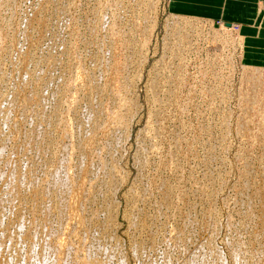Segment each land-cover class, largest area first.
Masks as SVG:
<instances>
[{"label": "rangeland", "instance_id": "1", "mask_svg": "<svg viewBox=\"0 0 264 264\" xmlns=\"http://www.w3.org/2000/svg\"><path fill=\"white\" fill-rule=\"evenodd\" d=\"M120 1L0 0V177L15 172V189L0 178V263L264 264V140L252 134L264 128L257 113L264 104L258 98L254 115L244 113L251 88L242 78L245 68L264 67L244 63L237 22L201 18L203 27L188 28L184 37L174 32L164 45L165 22L183 17L169 9L170 0ZM220 24L230 31L223 39L210 29ZM117 46L131 60L111 73L106 62ZM78 72L83 81L76 80ZM107 78L118 79L120 92ZM152 79L158 83L154 92L148 88ZM89 110L99 119L94 128L101 126L93 138L81 124ZM112 112H120L117 127L107 121ZM82 143L85 160L79 157ZM64 173L75 190L92 187L90 196H82L79 218L67 212L68 194L55 195L49 185L54 174ZM47 188L51 203L39 194ZM9 191H16L14 203ZM42 201L54 203L48 217ZM60 201L61 212L55 205ZM76 218L81 223L74 225ZM33 227H45L52 241L66 237L72 253L44 246L42 234L30 241Z\"/></svg>", "mask_w": 264, "mask_h": 264}, {"label": "bare ground", "instance_id": "2", "mask_svg": "<svg viewBox=\"0 0 264 264\" xmlns=\"http://www.w3.org/2000/svg\"><path fill=\"white\" fill-rule=\"evenodd\" d=\"M14 1V0H13ZM122 1V0H121ZM120 1V2H121ZM151 1V0H150ZM153 1H155V0H153ZM115 4H118V3H115ZM121 4V3H120ZM153 4V3H152ZM154 4H155V2H154ZM153 4V5H154ZM119 5V4H118ZM118 5H116V7H118ZM150 5H151V2H150ZM2 6V5H1ZM101 6V5H100ZM155 6V5H154ZM153 6V7H154ZM99 7V6H98ZM110 7V6H109ZM120 7V6H119ZM118 7V8H119ZM20 8V7H19ZM73 8V7H72ZM103 8V7H102ZM96 9V8H95ZM147 9V8H146ZM97 10V9H96ZM103 10V9H102ZM36 11V10H35ZM32 15V14H31ZM69 15H70V13H69ZM124 15V14H123ZM71 17V16H70ZM153 17V16H152ZM13 18V17H12ZM18 19V18H17ZM39 19V18H38ZM195 20V21H192V20ZM3 20V19H2ZM31 20V19H30ZM197 20V21H196ZM142 21V20H141ZM199 21H204V22H206L205 20H202V19H198V18H193V17H189V16H183V17H181L179 20H175V18H174V16H172V18L171 19H169L168 18V20L165 22V24L167 25V33H166V35L163 37V40H164V42H163V44L164 45H168L167 43L169 42V40H170V38L172 39V36L173 35H175V34H173L174 32L175 33H177V35L176 36H178V35H180L181 34V36L182 37H184L185 35H186V31L188 30V28H189V31H190V29H192V30H194L196 27H203V24H201L202 22H199ZM71 22V21H70ZM101 22V21H100ZM114 22V21H113ZM115 23V22H114ZM118 24V23H117ZM209 24H211V21L209 22ZM30 25V24H29ZM126 25V24H125ZM154 25H155V23H154ZM111 26V25H110ZM96 27V26H95ZM107 27V26H106ZM113 27V26H112ZM111 27V28H112ZM116 27V26H115ZM134 27V26H133ZM150 27V26H149ZM155 27V26H154ZM210 27V26H209ZM233 27V26H232ZM145 28H146V26H145ZM2 29V28H1ZM120 29V28H119ZM148 29V28H147ZM210 29L212 30V32H213V35L214 34H217V35H221L222 37H219L218 36V38L220 39V38H224L226 35H228V33H230V31H229V29L227 28V27H225L224 25H222V24H220V29L218 30V29H214V28H211L210 27ZM238 29V28H237ZM236 29V30H237ZM8 30V29H7ZM139 30V29H138ZM145 30L146 29H144L143 31H144V33H146L145 32ZM191 30V31H192ZM107 31V30H106ZM149 31V30H148ZM232 32V31H231ZM26 33V32H25ZM107 33V32H106ZM124 33V32H123ZM227 33V34H226ZM238 33H239V31H238ZM77 34V33H76ZM140 34H141V36H143L144 34H142L141 32H140ZM69 35V34H68ZM148 35V34H147ZM184 35V36H183ZM67 36V35H66ZM134 36V35H133ZM176 36H174V37H176ZM224 36V37H223ZM233 36V35H232ZM240 37H241V40H243L244 38L241 36V35H239ZM14 37V36H13ZM38 37V36H37ZM72 37V36H71ZM181 37V38H182ZM138 38V37H137ZM177 38V37H176ZM217 38V39H218ZM14 39H15V37H14ZM76 39V38H75ZM113 39V38H112ZM116 39V38H115ZM142 39H146V37L145 38H143L142 37ZM184 39V38H183ZM216 39V38H215ZM221 39V40H222ZM13 40V39H12ZM26 40V39H25ZM103 40V39H102ZM225 40V39H224ZM223 40V41H224ZM14 41V40H13ZM69 41V40H68ZM110 41V40H109ZM143 41V40H142ZM36 42V41H35ZM111 42V41H110ZM177 42V41H176ZM145 43V45H146V42H144ZM180 43V42H179ZM93 44V43H92ZM113 44H115V43H113ZM113 44H111V45H113ZM117 44V43H116ZM142 44H143V42H142ZM62 45V44H61ZM111 45H110V47H111ZM118 45V44H117ZM123 45V44H122ZM130 45V44H129ZM70 46V45H69ZM131 46V45H130ZM132 47V46H131ZM1 48H2V46H1ZM114 48V47H113ZM130 48V47H129ZM20 49V48H19ZM112 49V48H111ZM120 49H122V47L121 48H119V46H117L116 48H115V53H113V58H112V60L111 61H109L108 59V61L106 62V67L105 68H108V67H110L111 69H112V71H111V73L113 72V71H117V72H119V68L121 67H123V66H125V68L127 67V65H128V63H130V58H131V55H129V53H127L126 54V50L124 51V53L122 54V53H120V51H122V50H120ZM124 49V48H123ZM126 49V48H125ZM142 49V48H141ZM113 50V49H112ZM111 50V51H112ZM120 50V51H119ZM128 50V49H127ZM27 51V50H26ZM141 51V50H140ZM3 52V51H2ZM123 52V51H122ZM112 53V52H111ZM141 53V52H140ZM119 54L121 55V57L119 56ZM168 57V56H167ZM143 59V58H142ZM177 59V58H176ZM49 60V59H48ZM59 60H60V58H59ZM161 60V59H160ZM160 60H158V61H160ZM77 61V60H76ZM122 61V62H121ZM143 61V60H142ZM161 61H163V59L161 60ZM23 62V61H22ZM4 63V62H3ZM29 63V62H28ZM80 63V62H79ZM156 64V63H155ZM182 64V63H181ZM167 66V65H166ZM79 67V66H78ZM104 67V66H103ZM161 67V66H160ZM125 68H123L122 70H124ZM104 69V68H103ZM102 69V70H103ZM75 71V70H74ZM104 71H106V69H104ZM107 72V71H106ZM242 72V71H241ZM243 72L245 73V75H246V77H242L244 80H247V85L251 88V91H248V92H251V93H249L250 94V96H248V100H249V102L247 103L248 105H249V107H246V110H245V114L247 115V116H249L250 115V113H252V115H254V110L252 109V106L257 102V99L258 98H261L262 97V99L260 100V103L261 102H263V104H264V68H257V67H251V68H245L244 70H243ZM26 73V72H25ZM30 73V72H29ZM157 73V72H156ZM76 74V73H75ZM88 74V73H87ZM94 74V73H93ZM119 74V73H118ZM112 75H114V74H112ZM244 75V74H243ZM86 76V75H85ZM94 76V75H93ZM82 77H84V75L82 76V74L80 73V72H78V75L76 76V80L77 81H83L84 79L82 78ZM96 77V76H95ZM94 77V78H95ZM108 77V76H107ZM109 77H111V76H109ZM85 78V77H84ZM93 78V79H94ZM118 78V77H117ZM246 78V79H245ZM50 79V78H49ZM53 79V78H52ZM87 79V78H86ZM90 79V78H89ZM126 79H127V77H126ZM74 80V79H73ZM88 80V79H87ZM92 80V79H91ZM123 80H125L124 78H123ZM31 81V80H30ZM49 81V80H48ZM75 81V80H74ZM73 81V82H74ZM118 81V79H116V81H115V78H110V80L107 78V82H108V84H110L111 86L110 87H113L114 89H115V91H119V89H120V86H118V84H116V82ZM132 81V80H131ZM181 81V80H180ZM183 81V80H182ZM72 82V83H73ZM120 82V81H119ZM126 82V81H125ZM125 82H124V89H125V91L126 90H130V89H128V87H129V85H127V82H126V84H125ZM243 82H246V81H243ZM243 82H242V84H243ZM25 83V82H24ZM76 83V82H75ZM82 83V82H81ZM95 83H96V81H95ZM99 83V82H98ZM118 83V82H117ZM85 84V83H84ZM93 84V83H92ZM122 83H120V85H121ZM133 84V83H132ZM73 85V84H72ZM71 85V88L74 86H72ZM90 85V84H89ZM95 85V84H94ZM157 85H158V83H157V81L155 80V79H152L150 82H149V84H148V88L151 90V91H153L154 92V89H156V87H157ZM84 86V85H83ZM86 86V85H85ZM108 86V85H107ZM122 87H123V85H121ZM88 87V86H87ZM92 87V86H91ZM96 87V86H95ZM23 88V87H22ZM69 88V87H68ZM93 88V87H92ZM98 88V87H97ZM16 89V88H15ZM91 88H89V90H90ZM105 89V88H104ZM246 89H247V87H246ZM73 90V89H72ZM85 90V89H84ZM113 90V89H112ZM121 90V89H120ZM64 92V91H63ZM91 92H92V90H91ZM113 92V91H112ZM120 92V91H119ZM124 92V91H123ZM70 93H71V91H70ZM127 93V92H126ZM121 94V93H120ZM125 94V93H124ZM31 95V94H30ZM73 95V94H72ZM116 95V94H115ZM115 95H114V99L117 97V95H116V97H115ZM122 96H123V94H122ZM129 96V95H128ZM245 96V95H244ZM71 97V96H70ZM124 97H126V95L124 96ZM66 98V97H65ZM243 98V97H242ZM24 99V98H23ZM30 98H27L26 97V99H24V101L23 102H25L27 105H29V103H31L30 102ZM122 99H121V97H120V101H121ZM153 101V100H152ZM14 102V101H13ZM245 102V101H244ZM243 102V103H244ZM24 104V103H23ZM92 104V103H91ZM118 105V104H117ZM128 105V104H127ZM246 105V104H245ZM258 105V104H257ZM54 106V105H53ZM70 106V105H69ZM92 106V105H91ZM102 106V105H101ZM125 106V105H124ZM247 106V105H246ZM24 108L26 107V105L25 106H23ZM104 107V106H103ZM118 107L119 108H121L119 105H118ZM122 107H123V105H122ZM135 107V106H134ZM256 107V106H255ZM125 108V107H124ZM248 108V109H247ZM259 108V107H258ZM42 109V108H41ZM66 109L67 108H65V111H66ZM128 109V108H127ZM243 109V108H242ZM254 109H257V108H254ZM63 110V109H62ZM61 110V111H62ZM100 110H102V109H100ZM106 110V109H105ZM118 110V109H117ZM116 110V111H117ZM258 110V109H257ZM69 111H70V109H69ZM96 111H98V110H96ZM103 111V110H102ZM115 111V110H114ZM120 111V110H119ZM131 111V110H130ZM111 112V111H110ZM2 113V112H1ZM14 113V112H13ZM58 113V112H57ZM125 113V112H124ZM257 113H259L260 114V117H261V115H263L264 116V105L261 107V110H258V112ZM7 114H8V112H7ZM87 114V116L85 117V120L83 121V123H81V124H83V128H85L87 131H88V135H89V133H90V131H91V133H90V136H91V134L94 132V131H92V130H95V128L97 129L98 127L96 126L95 128H94V126H95V123H96V120H99L98 119V116L96 117V112H95V114H94V111L92 110H89V112H87L86 113ZM100 115L99 116H101V111H100V113H99ZM105 114H108L107 112L105 113ZM104 114V115H105ZM111 114H113V112L111 113ZM118 114H120V112L118 113H115L114 112V114L113 115H111L110 117H109V115H107L109 118V120H107V121H111V122H114V123H112L113 125H115V126H113V127H117L116 125V123L115 122H117V120H118V117L117 116H119ZM132 115V114H131ZM48 116V115H47ZM68 116V115H67ZM4 117V116H3ZM245 117V116H244ZM260 117L259 118H257V120L258 119H260ZM70 118V117H69ZM97 118V119H96ZM120 118H121V115H120ZM263 118V117H262ZM262 118H261V120H262ZM13 119V118H12ZM65 119V118H64ZM123 119V118H122ZM255 119V118H254ZM68 120V119H67ZM248 120V119H247ZM253 120V119H252ZM244 121V120H243ZM255 121V120H254ZM4 122H5V120H4ZM62 122H64L63 120H62ZM105 122V121H104ZM111 122H108V123H110L111 124ZM120 122V121H119ZM119 122H117V123H119ZM246 122V121H245ZM263 122V121H262ZM66 122H64V124H65ZM104 124V123H103ZM262 124V123H261ZM68 125V124H67ZM96 125H97V123H96ZM120 125V124H119ZM122 125V124H121ZM247 125V124H246ZM250 125H252V124H250ZM253 125H255L254 123H253ZM256 125H258L257 123H256ZM255 125V126H256ZM80 126V125H79ZM78 126V127H79ZM103 126V125H102ZM110 127V125H107L106 127L107 128H109ZM263 126H264V124H263ZM65 127H67V126H65ZM101 127V126H100ZM99 127V128H100ZM257 127V126H256ZM255 127V128H256ZM72 128V127H71ZM70 128V129H71ZM98 128V129H99ZM118 128H120L121 129V127H118ZM247 128V127H246ZM253 128H254V126H253ZM257 128H259V127H257ZM261 128V127H260ZM259 128V130H257V131H254V132H252V134L254 133V136L255 137H257V138H260V139H262L263 138V140H264V128H262V129H260ZM57 129V128H56ZM63 129V128H62ZM65 129V128H64ZM79 129H81V128H79ZM90 129V130H89ZM117 128H113V132H115V130H116ZM120 129H119V131H120ZM85 130V131H86ZM108 130H110V129H108ZM145 130V129H144ZM69 130H68V128H67V131L66 132H68ZM72 131V130H71ZM96 131V130H95ZM99 131V130H98ZM105 131V130H104ZM111 131V130H110ZM109 131V132H110ZM64 133V138L65 137H67L66 135H67V133ZM82 132V131H81ZM101 132V131H100ZM116 132H117V130H116ZM115 132V133H116ZM153 132V131H152ZM244 132V131H243ZM110 133H112V132H110ZM94 134V133H93ZM92 134V135H93ZM95 134H96V132H95ZM113 134V133H112ZM245 134V133H244ZM81 135V134H80ZM84 135V134H83ZM116 135V134H115ZM246 135V134H245ZM63 136V135H62ZM89 136V137H90ZM100 136V135H99ZM104 136V135H103ZM111 136H114V135H111ZM251 136V135H250ZM250 136H248V137H250ZM92 137V136H91ZM97 136L95 135V138H96ZM29 138V137H28ZM93 138V137H92ZM94 138V139H95ZM114 138V137H113ZM85 138H83V140H84ZM87 139V138H86ZM91 139V138H90ZM93 139V140H94ZM32 140H34L33 138H32ZM87 140H89V139H87ZM93 140H91V142L93 141ZM118 140V139H117ZM254 140V139H253ZM31 141V140H30ZM71 141H72V139H71ZM259 141V140H258ZM262 141V140H261ZM32 142V141H31ZM83 142H85V144L87 145V143H86V141H83ZM93 142H95V141H93ZM97 142V141H96ZM33 143V142H32ZM35 143V142H34ZM258 143H260V141L258 142ZM79 144V143H78ZM84 143H82L81 144V147H80V155H79V157H81L82 159H84L85 160V155H86V153H87V149H85V145H83ZM260 144H262V143H260ZM263 144H264V141H263ZM91 145V144H90ZM92 145H94L95 146V144L94 143H92ZM91 145V146H92ZM2 146V145H1ZM79 146V145H78ZM40 147V146H39ZM38 147V148H39ZM89 147V146H88ZM94 148V147H93ZM92 150V149H91ZM109 154V153H108ZM88 159V158H87ZM81 160V159H80ZM88 161V160H87ZM91 161H92V159H91ZM58 162H59V160H58ZM58 162H56V163H58ZM92 163V162H91ZM8 164V163H7ZM103 164V163H102ZM113 164V163H112ZM4 165V164H3ZM9 165V164H8ZM10 165H12V163H10ZM49 165V164H48ZM56 165V164H55ZM67 165V164H66ZM66 165H65V167H66ZM27 166V165H26ZM69 167H70V165H68ZM9 167H11V166H9ZM12 167H13V165H12ZM29 167V166H28ZM28 167L26 168L27 169V171H28ZM80 175H81V173L83 172V164H80ZM79 167H77V168H79ZM91 167V166H90ZM14 168V167H13ZM18 168V167H17ZM30 168V167H29ZM56 168V167H55ZM60 168V167H59ZM67 168V167H66ZM100 168V167H99ZM9 169V168H8ZM25 169V170H26ZM61 169V168H60ZM64 169V168H63ZM70 169V168H69ZM15 170H16V168H15ZM30 170V169H29ZM54 170H56V169H54ZM66 170V169H65ZM11 170H9L8 172H10ZM12 171H13V169H12ZM17 171V170H16ZM26 171V172H27ZM67 171V170H66ZM82 171V172H81ZM7 172V173H8ZM14 172V171H13ZM29 172V171H28ZM34 172V171H33ZM63 172H64V170H63ZM15 173V172H14ZM14 173H9V176L7 175V177H6V175L4 176V175H2V176H4V177H6V181L8 182L7 184L9 185V187L11 186V188H12V186H13V182H14ZM55 173L56 174H58V172H56L55 171ZM66 173H68V171L66 172ZM66 173H64V175H62L61 177L60 176H58V175H56V174H54L53 176H52V178H51V180H50V184L49 185H51V183H52V185H51V187H53V190H52V188H51V190L53 191H51L53 194H57V193H62V194H64V192H66V195L69 197V199H67V197H66V199H67V201L66 202H68L69 201V205H68V213L70 214V215H73V216H77V215H79V214H77V210H78V208L80 207V203L81 202H83V200H85L82 196L84 195V194H89V191L91 190V184L88 186L89 188H90V190H89V188H88V192H85V190H86V188H85V190L83 189V190H80V189H77V190H75L76 188H72L71 187V184L69 183V174L67 175ZM23 174H26V173H23ZM27 174H29V173H27ZM31 174V173H30ZM29 174V175H30ZM71 174H73V173H71ZM83 175L85 174V173H82ZM104 174V173H103ZM20 175H22V174H20ZM19 175V176H20ZM35 175V174H34ZM59 175H61V174H59ZM68 177H67V176ZM1 176V177H2ZM24 176V175H23ZM79 176V175H78ZM0 177V178H1ZM3 177V178H4ZM29 177V176H28ZM33 177V176H32ZM36 175H35V180H36ZM84 177V176H83ZM82 177V178H83ZM110 177V176H109ZM27 178V177H26ZM30 178V177H29ZM38 178V177H37ZM81 178V179H82ZM17 179V178H16ZM21 179V178H20ZM25 179V178H24ZM32 179V178H31ZM30 179V180H31ZM71 179V178H70ZM73 179V178H72ZM80 179V180H81ZM89 179V178H88ZM2 180H4L5 181V179H2ZM27 180V179H26ZM34 180V179H33ZM48 180H49V178H48ZM79 180V179H78ZM83 180V179H82ZM5 181V182H6ZM19 181V180H18ZM27 181H29V179L27 180ZM32 181V180H31ZM87 181H89V180H87ZM21 182H22V179H21ZM24 182V181H23ZM30 182V181H29ZM28 182V183H29ZM71 182V181H70ZM3 183V182H2ZM27 182L25 181V184H26ZM31 183V182H30ZM29 183V185L28 186H31V184H32V186L34 185L33 183H31L30 184ZM80 183V182H79ZM78 183V184H79ZM84 183H86L85 181H84ZM83 183V184H84ZM91 183V182H90ZM4 184V183H3ZM6 184V185H7ZM16 184V183H15ZM19 184H21V183H19ZM18 184V185H19ZM37 185V184H36ZM49 185H47V186H49ZM85 185V184H84ZM83 185V187H85ZM24 186V185H23ZM27 186V185H26ZM74 186H75V184H74ZM73 186V187H74ZM81 186V184L77 187V185L75 186V187H77V188H79ZM36 187V186H35ZM71 187V188H70ZM7 188V187H6ZM10 189V188H9ZM12 189H15V187L14 188H12ZM26 190H27V188H25ZM24 189V190H25ZM33 189V188H32ZM37 189H39V188H37ZM48 189V188H47ZM11 191V190H10ZM9 191V193H11ZM30 191H32V190H30ZM34 191V190H33ZM49 191V189L45 192V190H43V191H41L39 194H41V196H42V198H44V199H42L43 201L45 200V198L46 197H48V196H46V195H48V192H50ZM110 191V190H109ZM13 192V191H12ZM16 192V191H15ZM15 192H13V193H15ZM51 192H50V196L49 197H51ZM5 193V192H4ZM8 193V192H7ZM8 193V194H9ZM13 193H11V195L13 196ZM7 194V196H9ZM36 194H37V192H36ZM35 194V195H36ZM88 196H90V195H88ZM88 196H86V198H88ZM0 197H2V195L0 196ZM49 197H48V199H49ZM55 197V196H54ZM85 197V196H84ZM3 198H4V195H3ZM17 198V197H16ZM61 198H62V195H61ZM65 198V197H64ZM81 198H83V199H81ZM7 199V198H6ZM14 200L15 199V197L13 196V198H11V200ZM47 199V198H46ZM47 199V200H48ZM55 199V198H54ZM58 199V198H57ZM66 199H64V200H66ZM11 201V202H13L14 203V201ZM33 200V199H32ZM50 200H52L51 198L48 200V201H50ZM62 200V199H61ZM5 201V200H4ZM8 201V200H7ZM43 201H42V203H43ZM1 202H2V198H1ZM9 203H10V200L8 201ZM16 202H17V200H16ZM61 202V205H59V204H55V205H57V207H56V210H58V211H60L61 212V210H62V208H65V206H64V203H63V201H60ZM65 202V201H64ZM7 204V207H8V205H9V207H10V204ZM45 203H47V201H45ZM49 203V202H48ZM47 203V204H48ZM50 203H51V201H50ZM63 203V204H62ZM84 203V202H83ZM47 204H45L44 205V203H43V205L42 206H44L43 208H45V207H47V208H45V209H43V210H45V211H47V209L49 208L50 209V207H52V206H54V203H53V205L51 204L50 206L49 205H47ZM82 204V203H81ZM4 205H5V203H4ZM14 206V204H11V207H10V209L12 208L13 209V206ZM65 205H67V203L65 204ZM1 206V205H0ZM1 207H3V206H1ZM9 207L7 208V209H9ZM41 207V206H40ZM81 208H83V206L81 207ZM1 209H3V208H1ZM48 209V211L47 212H44V213H46V216L48 215V213L50 212V210ZM54 209V208H53ZM64 210L65 209H63V212H64ZM67 210V209H66ZM66 210H65V212H66ZM82 209H80L79 211L81 212V215L80 216H82L83 214H82V211H81ZM3 211V210H2ZM42 211V210H41ZM54 211V210H53ZM57 211V212H58ZM43 212V211H42ZM60 212H58L59 214H60ZM66 212V213H67ZM3 213V212H2ZM7 213H9V211L7 212ZM14 213V212H13ZM17 213H18V211H17ZM22 213V212H21ZM43 213V214H44ZM65 213V214H66ZM67 213V214H68ZM75 213L77 214V215H75ZM84 213V212H83ZM10 214V213H9ZM28 214V213H27ZM53 214V213H52ZM110 214V213H109ZM2 215V214H1ZM4 215V214H3ZM58 215V214H57ZM45 216V215H44ZM59 216H61V215H59ZM25 217V216H24ZM42 217H43V215H42ZM48 217V216H47ZM64 217V216H63ZM66 217V216H65ZM78 217V216H77ZM83 217V216H82ZM82 217H80V220H81V218ZM57 218H59V217H57ZM74 218V217H73ZM79 218V217H78ZM1 219H3L2 217H1ZM20 219V218H19ZM22 220H23V218H21ZM32 219V218H31ZM43 219H48V218H43ZM65 219H67V218H65ZM69 219V218H68ZM72 219V218H71ZM91 219V218H90ZM26 220V219H25ZM36 220V219H35ZM73 220V219H72ZM83 220H85V219H83ZM3 220H1V222H2ZM71 221V220H70ZM82 221V220H81ZM81 221H79L77 218L73 221L74 223V225L75 224H78L79 222L81 223ZM88 221V220H87ZM0 222V223H1ZM18 222V221H17ZM60 222V221H59ZM19 223V222H18ZM26 223H27V221H26ZM30 223V222H29ZM32 223H34V222H32ZM72 223V222H71ZM85 222L83 221V224H84ZM90 223H92V222H90ZM136 223V222H135ZM2 224V223H1ZM59 224V223H58ZM66 224H67V222H66ZM6 225V224H5ZM17 225H19V224H17ZM16 225V226H17ZM29 225V224H28ZM33 225V224H32ZM60 225V224H59ZM64 225V224H63ZM62 225V226H63ZM81 227H82V224H79ZM109 225V224H108ZM131 225V224H130ZM7 226V225H6ZM6 226H5V228H6ZM41 226V225H40ZM47 226V225H46ZM45 226V227H46ZM69 226V225H68ZM67 226V227H68ZM72 226V225H71ZM70 226V227H71ZM78 226V225H77ZM44 227V228H45ZM48 228V232H49V230H51V229H49V225L47 226ZM60 226H58V228H59ZM70 227L68 228L70 231L72 230V229H70ZM107 227V226H106ZM2 228V227H1ZM16 228H18V226L16 227ZM27 228V227H26ZM34 228V227H33ZM40 228V227H39ZM44 228L42 229V230H38V228H34L33 230H32V233H31V238H30V241H32L31 239H35V238H37L38 236H41V234H42V236H44V238H43V240H44V246H45V244H47V245H51V247L53 246V244H54V246H55V248H53V249H57V250H62V252H63V250L65 249V251H69V253H70V251H71V253H72V250H73V247H72V244H71V246L69 245V244H67V242H65V240H66V237H65V240L63 239V238H61V236H60V238H55L54 239V241H52V237H50L51 236V234H49V233H47L46 232V230L44 231ZM63 228V227H62ZM65 228V227H64ZM73 228V227H72ZM75 228V227H74ZM73 228V229H74ZM20 230H21V225H20V228H19ZM67 229V230H68ZM76 229V232L75 233H77V230L79 229V228H75ZM74 229V230H75ZM2 230V229H1ZM60 230V229H59ZM66 230V229H65ZM83 230V229H82ZM5 231V230H4ZM8 231V230H7ZM15 230H13L12 232H14ZM30 231V230H29ZM52 231V230H51ZM54 231V230H53ZM73 231V230H72ZM71 231V232H72ZM79 231V230H78ZM2 232V231H1ZM18 232V231H17ZM59 232V231H58ZM64 232V231H63ZM74 232V231H73ZM81 232V231H80ZM80 232H78V234H80ZM55 233V232H54ZM62 233V232H61ZM68 233H69V231H68ZM85 233V232H84ZM12 234V233H11ZM59 234V233H58ZM78 234H75V235H77L78 236ZM81 234H83V233H81ZM0 235H1V233H0ZM16 235V234H15ZM26 235V234H25ZM29 235V234H28ZM60 235V234H59ZM62 235H64V234H62ZM70 235V234H69ZM84 235V234H83ZM23 236V235H22ZM76 236V237H77ZM81 236V235H80ZM2 236H0V238H1ZM16 237H19V236H16ZM56 237V236H55ZM86 237H87V235H86ZM8 239H10V238H12V237H10L9 238V236L7 237ZM23 238V237H22ZM21 238V236H20V238H18V240L19 239H22ZM50 238V239H49ZM71 238V237H70ZM81 238H82V236H81ZM84 238V237H83ZM3 239V238H2ZM15 239V238H14ZM49 239V240H48ZM68 239H69V237H68ZM78 239V238H77ZM79 239H80V237H79ZM116 239V238H115ZM12 240V239H11ZM11 240H9L10 242H12ZM23 240V239H22ZM27 240V239H26ZM81 240V239H80ZM93 240H95V239H93ZM4 241V240H3ZM17 242V241H16ZM29 242V241H28ZM33 242V241H32ZM70 242H72V240L70 241ZM91 242H93V241H91ZM0 243H2V241H0ZM24 243V242H23ZM50 243V244H49ZM72 243H74V242H72ZM77 243V242H76ZM29 244H30V242H29ZM3 245V244H2ZM22 245V244H21ZM75 245V244H74ZM17 247V246H16ZM22 247V246H21ZM30 247V246H29ZM78 247V246H77ZM89 247V246H88ZM87 247V248H88ZM13 248V247H12ZM30 248H32V246L30 247ZM30 248H29V251H30ZM49 248V250L50 249H52V248H50V247H47V249ZM81 248V247H80ZM86 248V247H85ZM86 248V250H88ZM11 249V248H10ZM10 249H8V250H10ZM20 249H22V248H20ZM19 249V250H20ZM33 249V248H32ZM16 250H17V248H16ZM18 250V251H19ZM56 250V251H57ZM74 250H75V248H74ZM82 250V249H81ZM81 250H79V252L81 251ZM91 250V249H90ZM14 251V253H15V249L13 250ZM12 251V252H13ZM22 251H23V249H22ZM32 251V250H31ZM30 251V252H31ZM47 251V250H46ZM51 251V250H50ZM56 251H55V253H56ZM77 252H78V250H76ZM76 251H74L73 253L75 254V252ZM84 251V250H83ZM101 251V250H100ZM9 252V251H8ZM10 253V254H12V255H14L13 253ZM41 253H42V251H40ZM48 252V251H47ZM51 252H53L54 253V250L53 251H51ZM59 252V251H58ZM61 252V251H60ZM78 252V253H79ZM88 252H89V250H88ZM87 251H86V253L87 254H89ZM96 252H98V251H96ZM109 252V251H108ZM4 253H5V251H4ZM3 253V254H4ZM29 253V252H28ZM64 253V252H63ZM68 253V252H67ZM67 253H66V255H67ZM81 253H82V251H81ZM16 254V253H15ZM31 254V253H30ZM73 254V255H74ZM101 254V253H100ZM102 254H103V252H102ZM107 254V253H106ZM11 255V256H12ZM20 255V254H19ZM18 255V256H19ZM57 255H58V253H57ZM65 255V256H66ZM71 255V254H70ZM84 255H86L85 253H84ZM83 255V256H84ZM90 255V254H89ZM120 255V254H119ZM9 256V255H8ZM28 256H29V254H28ZM46 256H48L47 254H46ZM64 256V255H63ZM82 256V257H83ZM94 256V255H93ZM14 257V256H13ZM20 257V256H19ZM30 257V256H29ZM41 258H42V256H40ZM67 257H68V255H67ZM75 257H77V256H75ZM78 257H79V255H78ZM77 257V258H78ZM90 258H91V256H89ZM89 257H87V255H86V259L88 260V258ZM98 257V256H97ZM4 258V257H3ZM6 258V257H5ZM10 258V257H9ZM15 258H16V255H15ZM49 258V257H48ZM71 258V257H70ZM81 258V257H80ZM85 258V257H84ZM107 258V257H106ZM233 258V257H232ZM7 259V258H6ZM22 259V258H21ZM29 259V258H28ZM36 259H38V258H36ZM35 259V260H36ZM45 259V258H44ZM57 259V258H56ZM64 259V258H63ZM79 259V258H78ZM82 259V258H81ZM93 259V258H92ZM2 260V259H1ZM30 260H31V258H30ZM58 260V259H57ZM72 260V259H71ZM80 260V259H79ZM90 260V259H89ZM108 260V259H107ZM31 261H34V260H31ZM37 261V260H36ZM46 261L47 260H45V263H46ZM63 261H65V259L63 260ZM70 261V260H69ZM82 261V264H93L92 262H89V261H85V260H81ZM8 262H9V260H8ZM38 262H40L39 261V259H38ZM37 262V263H38ZM44 262V261H43ZM51 262H52V260H51ZM56 262V261H55ZM60 262H62V261H60ZM4 263V262H3ZM2 263V264H3ZM30 263V262H29ZM59 262H57V264H58ZM75 263H77V262H75ZM94 263L96 264L97 262H95L94 261ZM105 263V262H104ZM103 263V264H104ZM1 264V263H0ZM9 264H10V262H9ZM16 264H18V263H16ZM41 264V263H40ZM44 264V263H43ZM49 264V263H48ZM53 264H54V262H53ZM65 264V263H64ZM78 264H79V262H78ZM98 264V263H97ZM116 264V263H115Z\"/></svg>", "mask_w": 264, "mask_h": 264}, {"label": "crops", "instance_id": "3", "mask_svg": "<svg viewBox=\"0 0 264 264\" xmlns=\"http://www.w3.org/2000/svg\"><path fill=\"white\" fill-rule=\"evenodd\" d=\"M169 9L182 16L237 22L244 63L264 67V0H170Z\"/></svg>", "mask_w": 264, "mask_h": 264}]
</instances>
